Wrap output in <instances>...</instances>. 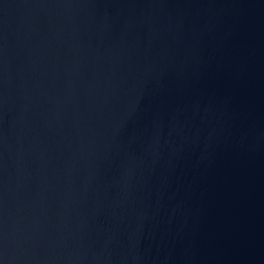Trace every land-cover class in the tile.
Instances as JSON below:
<instances>
[{"label": "water", "instance_id": "water-1", "mask_svg": "<svg viewBox=\"0 0 264 264\" xmlns=\"http://www.w3.org/2000/svg\"><path fill=\"white\" fill-rule=\"evenodd\" d=\"M0 264H264V0H0Z\"/></svg>", "mask_w": 264, "mask_h": 264}]
</instances>
